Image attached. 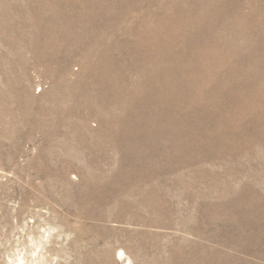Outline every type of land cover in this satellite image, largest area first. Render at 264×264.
<instances>
[{
  "label": "rangeland",
  "instance_id": "1",
  "mask_svg": "<svg viewBox=\"0 0 264 264\" xmlns=\"http://www.w3.org/2000/svg\"><path fill=\"white\" fill-rule=\"evenodd\" d=\"M122 253L264 264V0H0V264Z\"/></svg>",
  "mask_w": 264,
  "mask_h": 264
},
{
  "label": "bare ground",
  "instance_id": "2",
  "mask_svg": "<svg viewBox=\"0 0 264 264\" xmlns=\"http://www.w3.org/2000/svg\"><path fill=\"white\" fill-rule=\"evenodd\" d=\"M118 257H119L121 262H125L126 264L127 263L129 264L130 260H128V258L124 255V253L120 254Z\"/></svg>",
  "mask_w": 264,
  "mask_h": 264
}]
</instances>
